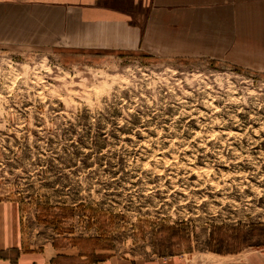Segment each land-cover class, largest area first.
Masks as SVG:
<instances>
[{
  "label": "rangeland",
  "instance_id": "obj_1",
  "mask_svg": "<svg viewBox=\"0 0 264 264\" xmlns=\"http://www.w3.org/2000/svg\"><path fill=\"white\" fill-rule=\"evenodd\" d=\"M0 204L54 264L262 248L264 75L0 44Z\"/></svg>",
  "mask_w": 264,
  "mask_h": 264
},
{
  "label": "crops",
  "instance_id": "obj_2",
  "mask_svg": "<svg viewBox=\"0 0 264 264\" xmlns=\"http://www.w3.org/2000/svg\"><path fill=\"white\" fill-rule=\"evenodd\" d=\"M10 43L204 59L264 75V0H0V44ZM16 229L12 206L0 204V264H54L23 250ZM207 257L203 264H264V247Z\"/></svg>",
  "mask_w": 264,
  "mask_h": 264
}]
</instances>
